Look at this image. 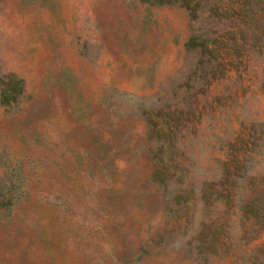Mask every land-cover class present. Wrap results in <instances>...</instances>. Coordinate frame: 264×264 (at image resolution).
<instances>
[{"label":"rangeland","instance_id":"1","mask_svg":"<svg viewBox=\"0 0 264 264\" xmlns=\"http://www.w3.org/2000/svg\"><path fill=\"white\" fill-rule=\"evenodd\" d=\"M0 264H264V0H0Z\"/></svg>","mask_w":264,"mask_h":264},{"label":"trees","instance_id":"2","mask_svg":"<svg viewBox=\"0 0 264 264\" xmlns=\"http://www.w3.org/2000/svg\"><path fill=\"white\" fill-rule=\"evenodd\" d=\"M142 1H148V2L156 3V4L171 3L172 2V0H142ZM7 97H8L7 95H5V97L3 95V99H6L7 100L8 99Z\"/></svg>","mask_w":264,"mask_h":264}]
</instances>
